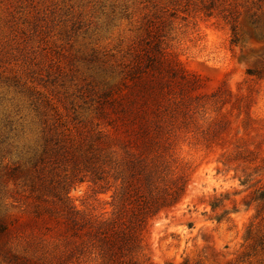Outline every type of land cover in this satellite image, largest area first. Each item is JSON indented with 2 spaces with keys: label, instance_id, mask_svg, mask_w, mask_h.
Here are the masks:
<instances>
[{
  "label": "rangeland",
  "instance_id": "1",
  "mask_svg": "<svg viewBox=\"0 0 264 264\" xmlns=\"http://www.w3.org/2000/svg\"><path fill=\"white\" fill-rule=\"evenodd\" d=\"M177 189L126 259L264 264V0H0V264Z\"/></svg>",
  "mask_w": 264,
  "mask_h": 264
},
{
  "label": "trees",
  "instance_id": "2",
  "mask_svg": "<svg viewBox=\"0 0 264 264\" xmlns=\"http://www.w3.org/2000/svg\"><path fill=\"white\" fill-rule=\"evenodd\" d=\"M179 189L168 192L166 195L153 196L139 208V213L134 214L130 224H126L119 217L110 223H104L99 231V239L112 252L118 264H140L133 258L126 259L131 249L139 246L140 234L148 218L156 216L162 209L169 208L178 203ZM218 205L213 204V209ZM167 264H192L189 260L182 263L169 262ZM200 264V263H196Z\"/></svg>",
  "mask_w": 264,
  "mask_h": 264
}]
</instances>
